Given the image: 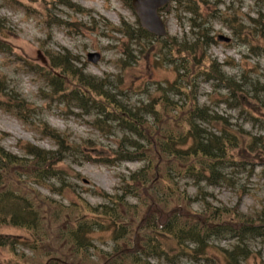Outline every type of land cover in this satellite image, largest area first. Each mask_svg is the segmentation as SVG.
Segmentation results:
<instances>
[{"label":"trees","instance_id":"1","mask_svg":"<svg viewBox=\"0 0 264 264\" xmlns=\"http://www.w3.org/2000/svg\"><path fill=\"white\" fill-rule=\"evenodd\" d=\"M121 1L131 7L132 0ZM258 1L264 4V0ZM56 2H52L55 8ZM218 4L214 2L208 12V8L200 7L199 0H172L167 10H174L183 28L188 27L182 36L159 38L123 20L116 26L101 18L106 24L104 29L124 37L125 57L120 59L123 71L133 61L139 64L154 48L157 64L169 63L175 68L174 81L165 86L157 84L155 94H148L147 100L131 103L121 76L114 80L89 74L84 64L80 66L78 57L66 49L48 52L42 64L26 62L48 82V90L40 89L44 100L73 106L92 116L91 124L104 133L114 128L121 133L113 158H94L88 153L86 160L108 165L116 161L143 163L140 169L121 178L119 193L96 190L103 203L93 205L79 197L66 204L39 190L44 185L56 195L72 191L61 162L68 159L67 155L74 156L77 146L69 142L66 134L43 121L40 131L54 142L56 150L27 143L24 156H18L0 144V228L23 229L29 235L22 242L25 248L47 250L39 263H29L25 252H20L26 263L153 264L152 259L163 257L173 263L181 258L195 261L210 259L207 251L212 240L233 239V245L220 249L223 264H255L251 242L264 237V208L250 215L235 208L215 207L204 190L207 186L229 184L225 169L237 163L241 150L251 155L260 152L258 143L263 140V136L236 128L226 117L215 113L212 106L199 104L201 80L227 90L224 101L229 105H237L243 94L248 107L257 99L255 93L264 91V84L257 82L246 88L250 79L247 74L241 75V80L229 76L224 66L232 61L221 63L209 55V49L218 43L215 20L227 25L239 39L243 34L242 23L234 14L223 15L216 10ZM58 5L85 11L72 0H59ZM47 16V25H71L52 8ZM252 22L254 38H264V13L259 12ZM1 33L0 24V51L6 49ZM102 35L106 36L103 32ZM242 40L248 42V36ZM131 45L138 47L139 57ZM1 98L4 109L26 119V103L8 89L4 79H0ZM261 110L264 113V101ZM249 115L254 122L256 117ZM183 180L197 189L195 196L189 194L186 186L181 187ZM128 197L135 202L131 203ZM97 229L111 231L112 251L95 247L91 235ZM56 240L57 246L53 244ZM15 241L0 238V246L15 252ZM92 255L97 256V261Z\"/></svg>","mask_w":264,"mask_h":264},{"label":"rangeland","instance_id":"2","mask_svg":"<svg viewBox=\"0 0 264 264\" xmlns=\"http://www.w3.org/2000/svg\"><path fill=\"white\" fill-rule=\"evenodd\" d=\"M54 0H0V24L1 37L4 42L0 51V79L7 82L9 90L20 97L26 103L23 110L25 120L19 119L13 112H9L0 102V144L12 154L24 156V147L27 143L34 144L47 150H56L57 147L52 140L42 134L40 122H47L51 127L69 137V142L77 146L74 156L67 155L68 159L61 162L66 169L67 181L72 185L71 193L64 192L62 195L52 194L44 185L39 187L42 194L57 199L63 203H70L76 198L83 197L90 204L103 203V198L97 195L96 190H104L108 193H119L122 185V177L128 176L131 172L140 169L142 162H117L112 165L86 160V154L94 158H113V150L116 148L121 133L114 128L110 133L94 127L91 122L93 117L83 114L81 110L70 106H64L59 102H48L40 94L41 90H48L47 80L25 64L32 62L42 64L46 54L51 51H62L64 49L76 55L86 68V72L95 76L110 77L116 80L121 76L126 82L124 88L126 95L130 97L131 103L140 100H147L155 94L157 84L165 86L176 78L175 68L166 63L160 65L155 62L158 55L151 51L145 59L142 57L140 63L131 62L126 71L121 69L120 59L125 57L122 49L123 35L110 33L105 27L106 19L110 24L119 26L123 21L130 23L133 28L140 27L139 20L132 9L127 8L121 0H72L83 7V13L52 4ZM201 8L213 9L214 2H224L217 5L216 10L223 15H235L237 22L242 23V37H239L227 25L221 21H214V34H225L232 38L231 42H220L213 45L208 53L211 58L224 63L226 60L233 64L224 66L229 76L237 79L247 74L250 79L246 88H250L251 82L264 84V38L251 33L253 18L264 13V4L257 0H199ZM52 8L53 13L71 22L70 26L47 25L48 9ZM170 36H182L184 29L178 23L174 11L162 13ZM186 25L188 23L185 21ZM102 32L106 36L102 35ZM248 36V42L242 39ZM157 46V45H156ZM147 47H150L147 45ZM130 49L139 55L136 45ZM98 53L99 57L95 62L90 61L89 54ZM147 53L143 51L142 56ZM156 56V57H155ZM44 59V60H45ZM145 86V89H143ZM228 91L221 87H215L209 81L199 82V104L212 106L215 113L226 117L236 128L242 127L253 136H263L258 143V151L255 155L241 150L237 163L232 167L228 166L225 173L230 179L229 184L219 186H207L204 190L209 194V202L215 207L237 209L244 214L255 215L264 208V113L262 101L264 91L255 93L256 100L246 107L245 97L240 96L241 101L237 105H229L224 101ZM173 98L180 99V96L171 94ZM2 98L0 99V101ZM232 101V100H231ZM233 103L236 101H232ZM17 105V104H16ZM258 112V113H257ZM253 114L256 118L253 122L250 118ZM57 185V182H56ZM191 196L197 194V189L182 181ZM184 188V187H182ZM131 203L135 200L128 197ZM201 208L200 206H195ZM25 230L15 227L0 228V238L16 239L13 252L8 246H0V264H29L36 261L39 263L44 259L45 250L33 251L22 245L28 240ZM92 241L97 249L112 251L114 241L111 231L95 230L91 235ZM236 241L233 239L212 240L211 247L207 251L210 259L191 260L181 258L171 262L170 259L154 258L153 264H223L221 248H229ZM57 246L59 242L53 241ZM253 250L252 260L255 264H264V237H258L251 242ZM25 252L29 263L20 258V252ZM93 253L94 250H91ZM92 253V254H93ZM97 261V256L92 255Z\"/></svg>","mask_w":264,"mask_h":264},{"label":"water","instance_id":"3","mask_svg":"<svg viewBox=\"0 0 264 264\" xmlns=\"http://www.w3.org/2000/svg\"><path fill=\"white\" fill-rule=\"evenodd\" d=\"M169 0H133V8L137 13L143 28L158 35L165 34V26L161 20L158 10L164 7ZM220 40L229 41V38L221 35ZM99 54H89V58L96 61Z\"/></svg>","mask_w":264,"mask_h":264}]
</instances>
